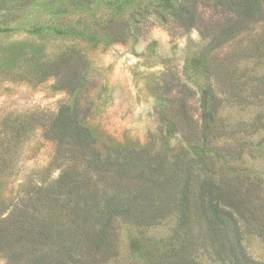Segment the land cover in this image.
<instances>
[{
	"label": "rangeland",
	"instance_id": "rangeland-1",
	"mask_svg": "<svg viewBox=\"0 0 264 264\" xmlns=\"http://www.w3.org/2000/svg\"><path fill=\"white\" fill-rule=\"evenodd\" d=\"M177 1L195 3L200 19L192 28L163 11L158 0H0V161L6 165L0 178L8 183L1 217L21 202L19 184L34 183L51 160L53 145L41 137L37 114L51 119L69 104L102 141L154 152L167 149L162 139L170 133L171 152L186 165L194 159L193 171L227 192L247 254L264 264V8L216 44L212 29L228 16L223 8L215 0ZM67 29L99 40L59 32ZM209 89L218 108L203 127L200 103ZM18 118L25 136L14 139L5 131L10 125L16 130ZM201 132L204 140L195 142ZM172 172L166 168L158 176L163 187L142 188L135 208L110 221L105 264L129 260L132 241L175 235L181 256L231 264L209 245L194 181L185 219L179 218ZM105 183L97 185L108 193H138L135 181ZM0 264H6L2 258Z\"/></svg>",
	"mask_w": 264,
	"mask_h": 264
},
{
	"label": "trees",
	"instance_id": "trees-1",
	"mask_svg": "<svg viewBox=\"0 0 264 264\" xmlns=\"http://www.w3.org/2000/svg\"><path fill=\"white\" fill-rule=\"evenodd\" d=\"M215 1V7L221 6L228 15L224 22L214 23L213 43L216 44L227 41L245 28L262 13L260 7L264 8V0ZM158 2L163 11L187 29L200 19L195 3ZM34 30L41 32L39 27ZM59 32L91 42L99 40L84 30ZM54 65L57 64H51V67L43 64L42 67L51 69ZM217 108L214 92L204 91L200 103L203 127H209L206 121L214 119ZM77 109L63 105L51 119L41 112L37 114L41 137L52 143L53 154L50 162L36 172L34 183L19 184L23 195L21 202L0 216V258L6 264H105L108 258L102 256L109 245L110 221L115 215L122 216L135 208L142 188L163 187L166 182L160 181L158 176H162L166 168L173 170L172 176L178 184L173 204L180 219H185L190 206L191 182L199 187L200 208L215 256L231 264H260L249 257L242 244L238 223L228 209L231 203L225 197L227 192H219L210 176L193 171L194 159L186 165L178 154L171 152L174 148L167 145L170 133L162 139L167 149L153 152L144 146L124 147L100 140ZM17 120L16 130L10 125L5 131L14 139L25 136L24 119ZM201 133L199 138L194 136L195 142L204 140L205 134ZM4 168L5 162L0 161V173ZM54 171H57L55 177L52 176ZM111 177L112 182L106 184ZM116 178L124 182L135 181L134 189L138 193L129 196L125 189L118 192V188L111 193L104 187L99 189L97 184L101 181L108 187L118 186ZM7 184V178H0V207L5 203ZM176 236L167 240L132 241L131 258L140 257L145 264H197L194 258L180 255L183 246ZM131 258L123 264H136Z\"/></svg>",
	"mask_w": 264,
	"mask_h": 264
}]
</instances>
